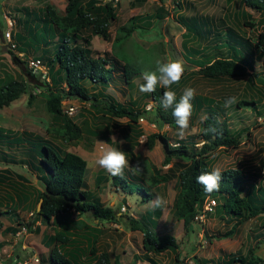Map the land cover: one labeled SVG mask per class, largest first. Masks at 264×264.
I'll use <instances>...</instances> for the list:
<instances>
[{
    "label": "trees",
    "instance_id": "trees-1",
    "mask_svg": "<svg viewBox=\"0 0 264 264\" xmlns=\"http://www.w3.org/2000/svg\"><path fill=\"white\" fill-rule=\"evenodd\" d=\"M41 2L38 12L24 9L22 34H14L13 41L20 44L29 34L40 27L43 23L51 22L55 39L47 47L42 48L40 61L47 66L49 80L42 79L43 100L46 110L50 113V118L57 127L55 133L66 142H75L84 133L91 136H101L108 139L107 129L102 132L85 125V119L78 121L73 119L74 114H81L80 111L68 115L62 109L61 98H78L88 101L91 120L109 118L110 115L126 117L129 123H135L139 116L152 119L154 122L167 121L176 126L172 116V109H165L161 106L163 92L175 91L177 101L183 91L173 88H163L159 84L152 93H142L151 105L146 108L137 104L136 99L127 97V102H121L113 98L109 91H91L88 85L95 86L105 84L118 74L119 80L125 84H132L134 76L143 73L140 66L127 60L131 56L124 52L122 44L126 41L133 30L139 25V18L130 16L127 22L117 25L114 35L110 38L108 27L115 16L114 0H64V11L57 13L48 0H36ZM145 0H130L129 5H140ZM244 7L250 8L258 14L257 19L245 10H237L231 14L232 20L237 26H247L253 28L258 21L264 23V0H240ZM161 3L155 8V14L164 12ZM177 8H180L178 6ZM185 9V8H184ZM183 9V10H184ZM228 15H226L227 17ZM225 16H208L197 12H190L187 15H178L184 32L181 33L180 43L182 50L189 61L197 65L193 70L203 78L216 80L222 77H242L246 76L245 84L250 92H243L230 108L243 109L245 104H249L250 111L257 112L258 115L264 113V109L259 107V97L262 95L261 87L254 80L256 75L261 83L264 77L260 72L253 69L254 56L264 53V33H257L256 36L241 35L236 32L230 24H227ZM32 21L30 22V20ZM100 35L103 39H109L110 50L101 54H94L88 46L89 38L92 35ZM192 42L188 44L189 42ZM114 47H119L114 51ZM12 54V59L16 55ZM152 59L150 51L149 60ZM23 62V61H21ZM264 66V55L262 56ZM29 75H33V70L24 68ZM251 69L252 72H248ZM148 71H153L152 68ZM115 72V73H114ZM37 73V72H35ZM258 73V74H257ZM38 74V73H37ZM34 79V78H33ZM87 82L89 84H87ZM143 79L141 80V84ZM33 80L29 78H17L0 67V106L9 104L22 92H27V98L35 95L31 90ZM229 98L224 96L223 100ZM192 113L197 116V130L194 134L189 133L188 139H179L170 143L169 136L165 133L152 132L147 135L150 146L157 137L162 141L164 154L163 160H168L171 154H179L188 158V161L181 165L177 171L178 188L175 191L171 213L176 219H180L184 227H189L194 215L201 210L205 197L216 198L213 210L206 211V214L218 210V214L226 215L232 219L228 229L223 231L231 234L236 231L239 224L251 215L261 216V226L263 230L251 233L254 242L249 244L244 251L235 250L229 252L227 257L219 260L216 264H260L262 258L255 254L254 248L258 243L264 244V177L260 180L256 171L243 172L241 168L225 166L219 168L222 172V179L219 190L207 193L204 187L196 182V177L202 172H210L213 169L206 163L205 157L217 145L236 147L239 143V136L242 131L247 130V126L231 129L229 119L223 113L227 109L209 95L195 92L191 101ZM151 114L152 118L148 115ZM123 131V129H121ZM199 140V143L196 141ZM24 156L15 160L3 148L22 145ZM178 145V146H177ZM0 156L7 163H19L25 165L37 176L41 187L36 190V202L30 212V218L24 220L18 216L17 211L9 202L0 208V213H6L14 219L17 225L25 224L30 227V223L39 219L44 223L52 222V231L42 235V239L48 247L45 264H119L112 254L111 249L96 248V230L88 228L72 233L58 224L59 215L68 216L75 211L76 214L88 212L93 217L110 218L118 211L109 204L100 202L99 197L86 186L85 172L86 159L79 153L71 150L58 148L51 140L31 133L26 130L16 132L6 126L0 125ZM3 176V175H2ZM108 177L98 173L94 177L93 183L98 186V181ZM159 174H149L144 177L142 173H136L134 169L126 171L122 176H111V181L116 183L125 192L136 191L140 200L153 199L154 192L150 190L149 181H158ZM257 177V178H256ZM134 182L136 185H133ZM38 198H41L37 210ZM13 199V198H12ZM155 199V198H154ZM14 204V203H13ZM161 207L154 208L152 205L139 213L138 216L126 215L127 225L130 229L140 231V247L143 250V258L149 264H158L148 252H161L167 247H177L174 236L168 232L159 233L156 229L158 218L161 214ZM200 212V211H199ZM80 221V220H77ZM1 224V219H0ZM5 230L17 229V226H6ZM92 236V237H91ZM192 260L196 264H208L207 260L197 255H192ZM41 264L44 259L41 257ZM132 264V263H129ZM182 264H187L183 262Z\"/></svg>",
    "mask_w": 264,
    "mask_h": 264
},
{
    "label": "rangeland",
    "instance_id": "rangeland-1",
    "mask_svg": "<svg viewBox=\"0 0 264 264\" xmlns=\"http://www.w3.org/2000/svg\"><path fill=\"white\" fill-rule=\"evenodd\" d=\"M104 1V0H103ZM115 18L111 21L108 30L110 38L114 35L117 25L127 22L130 16L139 18V25L133 30L131 36L124 41L122 49L131 56L127 60L140 66L145 72L156 70L158 62H167L169 59H178L183 62L184 73L178 83L170 86L174 90L183 91L185 88H192L195 92L209 95L218 99L224 105V96L235 97L247 91L250 92L245 84L246 76L242 77H222L216 80L203 78L196 72H193L197 65L189 61L185 56L180 45L182 41L181 33L184 28L178 19V15H187L190 12H197L203 15L225 16L227 24L241 35L256 36L257 33H264V23L258 21L257 26L249 28L247 26H237L232 20L231 14L237 10H247L254 19L259 16L250 8L244 7L240 0H145L140 5H129L130 0H114ZM57 13L64 11V0H48ZM163 4L164 12L155 14V8ZM41 2L36 0H0V67L7 70L8 73L17 78H29L33 80L31 90L35 95L27 98V92H22L9 104L0 106V125L6 126L16 132L26 130L34 134L41 135L51 140L61 150H71L79 153L86 159L85 180L88 189L98 195L100 202L109 204L118 209L115 215L110 218H97L82 212L76 214L71 212L67 217L57 216L58 224L71 230L73 234L88 228H93L96 232V248L111 249L112 254L119 264H149L144 259L143 250L140 247V231L130 229L127 225L126 215L138 216L142 209L150 207V200H140L136 191L132 193L125 192L116 183H113L110 174L103 168L95 164L99 145L97 141L108 143L112 147L119 148L126 153L129 161V167L124 172L132 171V165L139 163L144 177L149 174H159L158 181L154 184L149 181L150 190L154 192L153 197H162L166 204L161 207V214L158 218L156 229L159 233L168 232L173 235L177 242V247H167L161 252H148L158 264H182L192 259L195 254L200 258L207 260L208 264H216L219 260L227 257L229 252L235 250L244 251L249 244L254 242L251 233L263 230L261 226V216L251 215L238 225L236 231L231 234H225L223 231L228 229L232 219L226 215H219L218 210L212 211L199 217L196 216L190 222L189 227H184L180 219H176L171 213L172 198L178 188L177 171L182 164L188 161V158L171 154L168 160H163L164 148L162 141L157 137L149 146L147 135L152 132L159 134L165 133L169 136L168 141L173 143L175 140L182 139L178 135L179 129L169 124L167 121L154 122L152 119L142 115L134 123H129L126 117H117L110 115L106 120H91L89 112L90 104L76 98L62 99V105L68 102L74 103L76 111L81 114H74L72 117L76 121L80 118L85 119V125L98 130L99 132L107 129L108 139L101 136H91L84 133L75 142H66L57 136V130L53 125L50 113L46 110L43 100V85L40 84L42 78L34 72L31 76L25 71L28 68V62L31 58L41 59L42 48L49 49V43L55 39L53 26L51 22L43 23L29 34L20 44L14 42L15 47H11L4 42V30H9L10 34H22L24 9L38 12ZM180 6V8H177ZM185 8V9H184ZM184 9V10H183ZM32 19L30 20V22ZM12 35V40L14 39ZM109 39L105 40L100 35H92L89 38L88 46L94 54L109 52ZM192 43L191 41L188 43ZM263 48H264V44ZM119 47H114L116 51ZM150 51L152 59L149 60ZM16 59H12V54ZM260 53L254 56L253 69L260 72L264 77V66ZM23 61V62H21ZM252 72L251 69H247ZM115 73V72H114ZM258 74V73H257ZM34 78V79H33ZM142 73L132 79V84L128 85L119 80L118 74L105 84L89 86L91 91L112 93L113 98L121 102H127L130 95L137 104L148 108L151 105L149 100L139 91ZM254 82L261 87L262 95L259 97V107L264 109V83L253 75ZM87 84H89L87 82ZM225 108V106H224ZM91 110V108H90ZM224 114L229 119L231 129L247 126V130L242 131L239 136V143L236 147L217 145L206 155L205 160L212 169L232 166L241 168L245 173L256 171L260 180L264 177V113L258 115L255 111H250L249 104H245L243 109H233L227 107ZM152 118V115L149 114ZM197 116L191 114L189 127L184 131L183 139H188L189 133L194 134L197 130ZM123 129V131H121ZM115 139H112V138ZM200 141L197 140L196 143ZM8 154H11L15 160L24 156L23 144L6 148ZM98 173L107 175L106 179L98 181V186L93 183L94 177ZM3 175V176H2ZM257 178V177H256ZM37 176L25 165L19 163H7L0 156V208L5 206V202L11 200V205L18 216L24 220L30 218V212L36 202V190L41 187ZM133 185H136V183ZM9 196H12L10 199ZM153 198V199H154ZM10 199V200H9ZM151 199V200H153ZM216 201V198H215ZM14 203V204H13ZM37 206V205H36ZM35 209V208H34ZM0 264H41V257L46 261L48 247L43 241L42 235L49 234L52 231V222L44 223L37 219L30 223V227L25 224L17 225L14 219L7 216L6 213H0ZM80 220V221H77ZM6 226H17V229L5 230ZM92 237V236H91ZM255 254L262 258L260 264H264V244L258 243L254 248Z\"/></svg>",
    "mask_w": 264,
    "mask_h": 264
},
{
    "label": "clouds",
    "instance_id": "clouds-1",
    "mask_svg": "<svg viewBox=\"0 0 264 264\" xmlns=\"http://www.w3.org/2000/svg\"><path fill=\"white\" fill-rule=\"evenodd\" d=\"M12 35L10 40L13 46L9 45V43L8 45L11 47H15L14 41L12 40ZM42 64L47 68L44 63ZM46 68L45 70H47ZM37 73L42 79L49 80L48 72L45 77L41 76L39 72ZM183 73V62L178 59H169L167 62H158L155 71H145L142 73L143 83L139 85V91L141 93H152L156 90V86L158 84L163 88H170L172 84L178 83L180 81ZM194 95V89L185 88L182 95L179 97V100L177 101V95L175 91L169 90L163 92L162 99L160 101L163 108L172 109V116L175 120V124L179 129L178 135H180L181 138H183L184 131L189 127V119L192 113L191 101L194 98ZM235 102V97H229L225 100L224 106L229 107ZM112 139L115 138L113 137ZM97 144L99 145V148L97 157L95 159V164L100 168H103L113 177L122 176L124 174L125 168L129 167V161L126 157V153L119 148L112 147L108 143L102 141H97ZM132 168L136 173L142 172V168L139 163L132 165ZM221 179V170L219 168H214L210 172H202L200 175H198L196 177V182L204 187L205 192L212 193L213 191L219 190ZM149 203L154 208H160L166 204V201L162 197L156 196L155 199L150 200Z\"/></svg>",
    "mask_w": 264,
    "mask_h": 264
},
{
    "label": "built area",
    "instance_id": "built-area-1",
    "mask_svg": "<svg viewBox=\"0 0 264 264\" xmlns=\"http://www.w3.org/2000/svg\"><path fill=\"white\" fill-rule=\"evenodd\" d=\"M4 42L9 43V45L13 46L11 43V34L9 30H4ZM28 65L30 66L31 70H35L36 72H39V74L41 76H46L47 72L45 70V66L41 63V61L39 59H30L28 62ZM47 78V77H46ZM62 109L68 114V115H72L77 107L74 106V103H67L65 106L62 105ZM72 110H74V112L72 113ZM216 201L215 198L207 196L205 197L202 206H201V210H199L194 217L198 216L201 217L204 214H206V211H210L213 210V207L215 205ZM187 264H196L192 259H189V261L187 262Z\"/></svg>",
    "mask_w": 264,
    "mask_h": 264
},
{
    "label": "water",
    "instance_id": "water-1",
    "mask_svg": "<svg viewBox=\"0 0 264 264\" xmlns=\"http://www.w3.org/2000/svg\"><path fill=\"white\" fill-rule=\"evenodd\" d=\"M40 200H41V198H38V201H37V206L35 207V210H37V208L39 207Z\"/></svg>",
    "mask_w": 264,
    "mask_h": 264
}]
</instances>
